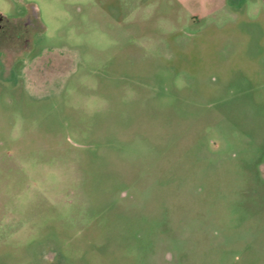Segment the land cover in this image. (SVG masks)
I'll return each instance as SVG.
<instances>
[{
    "label": "rangeland",
    "instance_id": "1",
    "mask_svg": "<svg viewBox=\"0 0 264 264\" xmlns=\"http://www.w3.org/2000/svg\"><path fill=\"white\" fill-rule=\"evenodd\" d=\"M0 13V264H264V0Z\"/></svg>",
    "mask_w": 264,
    "mask_h": 264
},
{
    "label": "flooded vegetation",
    "instance_id": "2",
    "mask_svg": "<svg viewBox=\"0 0 264 264\" xmlns=\"http://www.w3.org/2000/svg\"><path fill=\"white\" fill-rule=\"evenodd\" d=\"M37 11L33 7H29L24 11L22 19L16 21L21 26V32L17 34V39L22 41L24 47H26L30 37L34 34L36 23ZM6 17L0 13V33L5 30ZM25 33V34H23Z\"/></svg>",
    "mask_w": 264,
    "mask_h": 264
}]
</instances>
